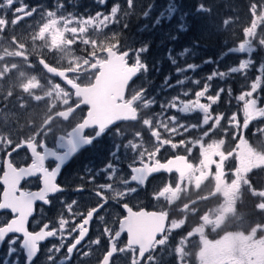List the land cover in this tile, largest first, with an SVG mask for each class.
I'll return each instance as SVG.
<instances>
[{"label":"snow or ice","instance_id":"6c2138e0","mask_svg":"<svg viewBox=\"0 0 264 264\" xmlns=\"http://www.w3.org/2000/svg\"><path fill=\"white\" fill-rule=\"evenodd\" d=\"M99 3L105 4L106 0H99ZM125 3L126 7H122L119 3L114 4L107 14L96 12L94 15L80 16L73 13L58 14L64 7L60 0H57L55 10H44L39 6L29 7L23 4L22 0H0V10L11 9L16 4L21 5L14 8V18L11 20L7 18L6 13L0 15V41L4 39L10 26L12 32H15L16 26L22 21L37 13L40 14L39 21L22 31L24 40L22 45L18 43L21 37H14L12 40L13 44L22 49L21 54L16 58L23 60L24 64L22 66L16 64L12 67L5 65V71L0 73V81H3L12 72H16L21 93L27 95L36 104L47 102L45 117L42 118L39 128H36L26 139L15 143L13 148L15 151L26 146L32 155L31 164L17 168L11 160H6L5 170L0 176V182L4 185L0 198V211L6 210L12 214L11 219L0 222V242H4L10 234H13L8 240V255L17 254L22 250L26 257L25 264H34L40 251V243L57 235L60 238V245H53L48 250L46 264H68L74 254L84 259L90 258L94 255L92 246H100L102 239L107 240V246L96 256V264H119L116 258L128 253H131L129 264H163L165 256L175 257L176 264H189L190 243L196 238L199 241L202 237H206L209 232L217 234L226 219V213H235V205L240 202L241 193L247 191L252 197L259 198V202L254 207L260 213H264V187L257 188L250 179V174L254 170H264V151L258 152L257 149H252L247 163L242 162L240 152L242 144L247 141L243 134L244 130L248 129L250 123L257 118H264V106H260L259 95L264 85V61L258 67L260 74L236 97L238 101L243 102L242 123L238 113L235 112L231 116H226L225 113L213 114V105L219 102L221 95L226 91L231 95L230 87L220 88L215 95L208 94L213 79H223L233 73L246 75L255 65L251 53L257 48L264 49V28H260L264 25V3L251 4L250 12L253 18L250 26L242 29L243 39L237 47L229 48L223 54L247 53L248 58L240 59L238 66L231 67L227 72L214 70L206 77L202 88L194 92V99H182L181 95H177L160 104V113L145 116L142 121L140 110L150 109L157 104L154 97H148L145 87L134 86V78L149 70L148 64L142 59V54L148 51L149 45L142 43L139 48L125 46L121 43L120 33L104 34V29L110 24L119 23L121 16L127 18L134 13L137 7L136 0H125ZM156 7L155 0H152L142 11L143 17L152 21L153 29L159 27L162 22L177 17L178 23L175 26L177 31L182 33L189 30L186 23L189 13L181 11V6L176 0H166L160 6L158 13L153 16ZM195 11L210 12V9L204 4H199ZM229 23L232 21H224L225 25ZM127 27L125 23L123 28ZM147 27L148 25H145V28ZM168 38L173 41L179 39L177 35L172 34H169ZM77 44L85 46L83 55L78 56L73 51V46ZM190 44L191 47H185L175 54L173 49H168V60L175 66V73L183 78L176 80L175 83H169L172 77L166 76V87L184 85L191 78L183 74L195 71L199 67L194 63H187L185 67L179 66L181 59L189 54L195 55L194 49L198 45L195 42ZM130 58L131 63H129ZM213 62L212 59L204 61V63ZM192 82L196 85L201 83L199 80ZM190 92L191 90L183 91L182 96L188 97ZM12 94L11 91L8 93L9 96ZM202 98L207 102H202ZM18 99L21 101V108L27 106L22 102L23 95ZM82 106L87 107V112L77 118ZM169 109L182 114L200 112L202 119L199 124L181 122L177 115H165ZM224 120H227V126L222 125ZM118 121L142 122L155 142L151 150L145 148L142 132L136 131L134 136L140 138L141 142L135 143L129 140L123 145L125 150L130 148L137 153L128 164L131 170L130 180L121 177L123 190L114 187L113 183L99 184L93 189L94 195L100 201L95 207H91L86 213H73L72 208L77 202L72 201L67 205L68 212L72 213V221L61 216L58 228H50L48 223H44L38 231H30L28 222L34 211V203L36 201L49 203L50 193L63 191L56 183L61 166L81 148L93 144L95 140L111 132L112 126ZM65 124L67 127L63 126ZM29 127L35 126L30 124ZM88 129H91L93 134H87ZM196 129H201L200 135L189 136ZM218 130H222L224 137L231 135L233 140H239L234 149L225 150L226 139L223 137L205 142ZM114 135L120 137L123 133L117 128ZM254 135L262 137L260 144L264 148V128H258ZM50 136H57L56 143L63 151L46 146L47 138ZM177 137L183 138L177 139ZM13 144L14 141L10 136L0 133V145ZM166 147L172 149L174 153L178 149H183L185 154H173L162 161L159 154ZM120 148V144H115V150L110 153L117 161L120 159L118 156ZM196 148H199V158L198 162H193L191 154ZM48 158L56 161L55 167L51 170L45 166ZM233 159L236 162L235 166L229 168L228 163ZM118 171V167L111 161L98 171L87 170L89 182L93 184L100 173H110L108 179L111 180ZM162 171L168 174L174 172L177 175L175 180L165 182L163 187L153 194L155 199L164 198L169 206H173L181 203L184 198L183 186L189 181L197 180L201 184L212 181L214 188L219 183V190L203 199L205 201L217 199L214 210L201 212V209L195 206L200 201L194 200L191 203H181L182 206L177 209L181 213L180 217L170 218L171 209L146 211L141 208L139 211H133L132 207L124 203L123 208L127 211V215L119 220V228L105 226L100 236L89 242V250L84 251L82 241L89 233L90 223L105 208L109 199L119 200L131 196L137 192V187H129L130 182L143 186L152 174ZM37 174L42 180L43 187L38 191L21 190L19 187L21 180ZM78 190H83V186ZM106 192H110L111 196ZM191 216H198L199 221L179 238L175 246H172L173 232L183 229L189 223ZM77 217L80 218L79 223H75ZM98 219L103 222L104 216H98ZM70 223L74 226L69 227ZM124 232L127 233V243L120 246L118 242ZM256 232H264V225L256 227ZM74 233L78 235L74 236L70 244L65 245L64 241L73 237ZM64 247H66V255L58 261L53 253H60ZM213 254L218 257L217 264H264V249L247 257L235 256L228 252L220 240L216 241L208 253V255ZM200 264H207V259L202 256Z\"/></svg>","mask_w":264,"mask_h":264},{"label":"flooded vegetation","instance_id":"af4514ba","mask_svg":"<svg viewBox=\"0 0 264 264\" xmlns=\"http://www.w3.org/2000/svg\"><path fill=\"white\" fill-rule=\"evenodd\" d=\"M47 2V7L50 8L57 5V0H43ZM78 0H69V2H66L65 0H60V2L65 6H70L75 4V2ZM122 0H106L105 4L107 6H113L114 4L121 3ZM139 0H136V3L138 5ZM22 3L25 5H28L29 7H35L40 5L39 0H22ZM21 6L20 4H16L13 6V8H4L3 10H0V15H3L6 13L7 18L9 20L13 19V11L15 7ZM138 7V6H137ZM136 7V8H137ZM40 15L36 14L35 16L28 18L24 21L27 22H35L39 21ZM22 21V22H24ZM260 28H264V25H261ZM258 28V31L259 29ZM25 30L23 26L18 27L15 29L16 33H22V31ZM12 31V29L8 30ZM135 48V47H134ZM0 73H3L5 71V65L11 67L10 64V57L12 52L5 51L4 48L0 47ZM21 54V53H20ZM19 54V55H20ZM247 53H238L237 57L240 59L248 58ZM251 57L255 60V65L247 72V74H241V73H233L230 74L231 81L229 82L230 88H231V95H230V101L243 104V102L238 101L236 97L241 94L242 91L246 90L248 88V85L251 83L252 80L255 79L257 75L260 73L258 72V67L262 61H264V49L257 48L253 53H251ZM132 62V59L130 58L129 63ZM234 66H238V62H236ZM22 66V64H21ZM212 66L215 68V70H219V63H213ZM39 69V68H38ZM26 70V69H25ZM13 73L6 77L3 81H0V106L2 105L3 109H9L12 108L10 104H13L17 101V95L13 94V97H4L5 96V89L7 85V81L11 79ZM141 73L138 74L136 78H134V86L139 87L140 84V77ZM232 76H234V80L232 81ZM229 77V76H228ZM235 77H238V86H236ZM203 82V81H201ZM185 85V84H184ZM201 87L196 88L193 90L197 91ZM216 88H214L215 91ZM209 94V93H208ZM15 95V96H14ZM126 95H129V93H126ZM255 95V94H254ZM259 95L261 97L260 100V106H264V85H262L261 90L259 91ZM182 99H185L181 95ZM27 106L25 108H29L28 100L25 99L22 101ZM21 101H19V107H20ZM33 103V101L30 102V104ZM43 102L40 104H36L34 102L31 109H18L16 112H28L30 113V117L37 118L36 120H40V118H44V109H43ZM15 109V107H13ZM217 106L213 105V114H218L216 112ZM172 110V109H171ZM87 112V107L82 106V111L80 113H77V118L81 116L82 114ZM152 113V112H148ZM171 115V114H169ZM186 115V114H184ZM21 117L20 115H18ZM140 116H141V110H140ZM199 119L202 118L201 114H197ZM42 120V119H41ZM256 120L263 121L264 118H257ZM254 120V122H257ZM187 122V118L185 119ZM42 123V122H41ZM40 123V125H41ZM35 127L30 128L27 126V121L24 124L22 128H17L13 131L9 129H5V132L9 134V136L13 139L14 144L11 146H4V150L0 153V176H2V173L4 171V160L6 157H8V160H11L17 168L19 167H25L32 162V155L30 150L25 146L16 149L13 151V148H15V143L20 142L23 139H26L28 136L32 135L33 131L36 130V128H39L38 122L33 124ZM263 126L261 128H264V125L260 123H253L252 127ZM64 127H67V124L63 125ZM119 128L121 132L123 133V136H115L116 129ZM141 130V122L140 121H118L114 126L111 128V132L106 133L102 137L98 138L93 142L91 145H86L83 148H81L77 153H75L64 165H62L60 172L58 173L56 177V183L59 184L63 191L57 192V193H50L48 196L49 203H44L42 201H36L34 203V211L33 215L29 219L28 222V228L30 231H38L40 227L43 226L44 223H48L50 228L59 227V219L61 216L68 219L69 221H72V213H69L67 210V205L71 204L72 201H76V205L73 206L72 212H81L86 213L87 210H89L91 207H95L100 201L99 198L94 195V187L99 184L104 183H113L114 187L119 189V185H121V177L124 179H129L131 176V170L128 167V164L132 162V158L137 154L134 153L130 148L125 150L123 145L127 144L129 140H132L135 143H140V138H136L134 136V133L136 131ZM87 134H93L91 129L86 130ZM193 137L199 136L200 132L198 129L192 131ZM247 131L244 130V136ZM59 134H57L58 136ZM143 135V134H142ZM57 136H50L47 138V144L46 146L48 148L55 149L57 151H63V149H60L56 143ZM246 138V137H245ZM144 139L147 142H154V140H150L147 136L144 137ZM142 139L143 141H145ZM207 143V140L205 141ZM239 143V140L237 143H229V145L225 146V150H231L236 147V145ZM115 144H120L121 148L118 152V156L120 157L119 161H117L115 158H113L110 153L115 150ZM256 148V147H254ZM40 151H43V149H38ZM244 152H241V151ZM261 148L259 151H262ZM241 156L242 159L245 158L246 150L245 145L242 144L241 149ZM9 153L11 155H9ZM125 153H127L125 155ZM177 154H185L184 150L178 152ZM172 155L167 154L166 152L159 155V158L164 161L166 158L171 157ZM199 158V148L194 149L193 153L191 154V160L193 162H198ZM113 162L119 169L117 174L110 180L108 179L110 173H100L99 176L95 178V184L89 182V174L87 172L88 169H93L98 171L101 168H104L109 162ZM210 162V161H209ZM56 161L53 158H48L45 161V166L48 167L50 170L51 168L55 167ZM235 160H230L228 163V167L232 168L235 166ZM206 171V169H205ZM176 173L171 174H157L153 175L152 177L148 178L145 185L139 186L137 184L130 183L129 187H137V192L133 193L131 196L124 197L119 200H111L109 199V202L105 206V208L98 214V216H104V221L100 222L98 219V216L93 218V221L90 223L89 226V233L84 241H82V247L84 251L89 250V242L92 240H95L94 232L98 228L99 230H102L104 226L118 229L119 227V220L122 219L124 216H126V210L123 208V204L127 203L129 207L133 208V211H139L141 208H143L146 211H159L162 208L164 209H171L170 211V218H179L181 213L177 210L179 207L182 206L183 203H191L194 200H199L200 203L195 205L196 207H199L201 209V212H204L208 210L210 206H212L214 203L217 204V201L215 198L204 200L203 197L209 196L212 192L215 191L216 186L214 188L213 182L208 181L206 183H202L197 180L189 181L187 184L183 186V193L184 198L182 199L181 203H177L176 205L169 206L167 204V201L164 198H160L159 200L155 199L153 194L157 192L161 187H163V184L169 180H175ZM257 175V173L250 174V179L252 180V176ZM162 183V186L159 187L158 184ZM219 185V183H217ZM80 186H83V190H78ZM21 190L25 191H38L41 187H43L42 180L40 179L39 174L33 177H27L21 180L20 186ZM220 187V186H219ZM219 187L217 190H219ZM197 188H199V191H197ZM4 190V186L0 183V198L1 194ZM120 190H122V186H120ZM152 190V192H151ZM141 193L140 197H137L136 194ZM107 195L111 196L110 192H106ZM3 217L2 221H6L8 219L12 218V214L9 211H2L0 212V217ZM198 216H191L190 218H196ZM110 220V221H108ZM199 220V219H198ZM108 221V222H107ZM80 218L77 217L75 220V223H79ZM74 226L73 224H69V227ZM98 230V231H99ZM12 235H9L4 242H2L0 246V264H13V261H15V264H25V254L21 250L17 254L8 255V240L12 238ZM75 235H78V233H74L73 237L68 238L64 241L65 245L70 244L72 242V239ZM127 235L124 233L119 240V245L123 246L127 243ZM20 239L22 240V236H20ZM92 239V240H90ZM59 246L60 245V238L59 235L57 237H50L47 238L45 241H42L40 243V251L38 253V256L34 260V264H46V257L49 254L48 250L53 246ZM17 248H19V244L16 245ZM107 246V240L102 239V243L100 246H92V251L94 253L93 257L84 259L80 255L74 254L71 258V260L68 262V264H90L92 262L93 264H96V256H98ZM57 257V260L63 259V257L66 255V247L61 249L60 253H53ZM235 255V253H233ZM17 256L19 257L17 259ZM118 261L123 262H129L131 259V253L121 255L116 258ZM91 263V264H92Z\"/></svg>","mask_w":264,"mask_h":264},{"label":"rangeland","instance_id":"374dc122","mask_svg":"<svg viewBox=\"0 0 264 264\" xmlns=\"http://www.w3.org/2000/svg\"><path fill=\"white\" fill-rule=\"evenodd\" d=\"M39 1H40L41 8L44 10H55L56 9V5L53 7L50 6V8H48L47 2H45L43 0H39ZM165 2H166V0H155V3H157L156 4L157 7H156V11L152 13L153 16H155L158 13L160 6H162ZM97 12H103V13L107 14L109 11H107L105 9H101V10H98ZM67 13L78 14L80 16L89 15L88 13L87 14H79L77 11V8L74 7V4L70 5L68 7L65 5L58 12V14H65V15ZM37 14L40 15L39 13H37ZM94 14H90V15H94ZM206 18L207 17H205V19ZM252 18L253 17L251 16V19ZM174 19H175V17H173V19L171 21H174ZM171 21L162 22V24L159 27L153 29L151 27L152 21L150 19H145L144 17H142L139 25L136 28L137 30H136L134 45H133V40L131 42L133 45L132 47H135V48H139L142 43H147L149 45L148 51L142 54V59L144 60V62H146L148 64L149 70L147 73H141V75L139 77V79H140L139 87L140 86L145 87L147 89L148 97H154L157 100V104L152 106L150 109H141V121L145 116L160 113V111H161L160 104L161 103H165L177 95H182L183 91L191 90L189 96L185 97V99H194V92L195 91L193 92V90L203 86V83L206 81V77L213 72V71L212 72L201 71L202 68L206 67V64H211V63H204L205 60L211 59L210 58L211 55L207 54V49L203 45V38H202L204 36V34L208 32V29L210 27H214L213 23L209 22L208 23V29L204 30V28L202 26H199L198 29H196L195 32L199 33V36L195 35L196 33H194V34L191 33V34H187L184 36V37H186L185 40L182 39L181 41H177V40L173 41V40L169 39L170 41L174 42L173 44H170V47H173L175 45L177 46L178 50L177 51L175 50L176 52L181 51L185 47H191L190 42H195L198 45L194 49L195 55H191V54L187 55L186 57L183 58V59H185V61L181 59V62H179V66L185 67L187 63H194V64L199 65V67L195 71H188L187 73L183 74V75H186V76L191 78L190 80H188L185 83V85L177 86L174 88L166 87V85H165V77L166 76L171 75V77H172V79H171V81H169V83H175L176 80L182 79L183 76L177 75L175 73V66H173L168 59L166 61L156 60V56H158V55L155 54L156 53L155 48H150L149 42L152 41V44L153 43L154 44H160L161 42L168 40L165 38L169 34H171V29H173L172 28L173 25L169 24ZM35 22H37V21H35ZM35 22L34 21L33 22L24 21V22H21L19 25H17L16 28L23 26L25 29H27L29 25H32ZM145 25H148V27L145 28ZM114 26H115V23L110 24L106 29H104V34L105 35H111L112 33H114L115 32ZM246 26H250V23ZM10 29H11V26L9 27V30ZM141 33H143L142 36H139ZM90 34H91V31H90ZM121 36H122V34H121ZM196 36L199 39H197ZM14 37H21V39H19V41H18V43L20 45H22L24 43V40L22 38V33H16V32H12V31H8V33L5 35L4 39L2 41H0V47L4 48L5 51L12 52V54H13L10 57L11 67L13 65H16V64H20V65L24 64L23 60L16 58L21 53L22 49L20 47H18L16 44H13L12 40ZM156 37H158V38L156 39ZM212 42H213V45L220 43L219 41H217V39H215ZM84 47L85 46L82 44L74 45L73 51L78 56L83 55L84 54V52H83ZM163 47H165V45H163ZM229 48H232V46L228 47L227 50ZM227 50H226V52H227ZM223 54L224 53L219 54L216 57V59L214 60V63H217V62L219 63L223 59H225L224 58L225 55H223ZM228 54H229V56H228L229 61H231V58H232L231 56L233 53H228ZM229 61L223 60L222 62H229ZM227 64L228 63H221L220 65L222 67H224ZM37 70L39 71V69H37ZM200 76H201V78H200ZM201 79H203V82H201L202 81ZM194 80H199L201 82L200 85L194 84L192 82ZM219 83L221 85H218L217 89H215V91H214L215 86L213 85V82H212L211 88L209 89V92H208L209 95H215L216 91H218L220 88L227 89L230 87V85H229V87H227L228 76L223 78V79L220 78ZM18 85H19V81L17 80V74L13 73L11 79H9L7 81L6 88H4L5 89V96L4 97H7V98L10 97L8 95V93L11 91L13 94L17 95V101L13 104H10L12 108H9V109L4 110L2 108L3 106L2 105L0 106V133L5 134V136H7V135L9 136V134L7 132H5V129H7V130L11 129L12 133H13V131L15 129L22 128L24 126V124L26 123V121H27L28 127L30 124H34V122L35 123L38 122L39 125L42 122V120H41L42 118H40V120H36L37 118L30 117V113H28V112H16V110H18L19 108L21 110L22 109H28L29 110V109H31V107L34 104V102L30 104V102L32 100L29 99V97L27 95H25L19 91ZM0 86H2V85L0 84ZM13 94L11 95L12 97H13ZM22 95L24 96V100L25 99L28 100L29 108L19 107V101L20 100L18 98ZM202 102H207V101H206V99L202 98ZM43 104H44L43 109H44V115H45V108H46L47 102H43ZM220 104H222V106L224 108L223 110H224L226 116H231L234 112L238 113L239 119L242 123V121H243V112H242L243 104L230 101V95L227 93V91L221 95V98L219 100V104L217 103L215 105L217 107H219ZM13 107H15V109ZM212 111H214L213 108H212ZM148 112H152V113L150 114ZM169 114L179 116L181 122H186L185 119L187 118L186 123H190V124H192V123L199 124L201 119H202V118L199 119V117L197 116V114H201L200 112H194V113L184 115V114L179 113L175 110L169 109L165 115H169ZM18 115H20L21 117H19ZM256 121H257V123L264 125L263 121H259V120H256ZM251 124L252 123H250L249 127L251 126ZM222 125L227 126V120L222 121ZM198 130H199V132H201V129H198ZM229 131H231V129ZM140 132H142V134H143L142 139H144V137L147 136L150 140H153V138L150 136V131L142 125V122H141ZM193 134L194 133L191 132L189 134V136L193 137ZM229 136L224 137L222 130H218L215 133V135L211 136L210 138H208L206 140H207V142H210L211 139H219V138L223 137L227 141ZM180 138H183V137H177V139H180ZM236 141H238V139ZM143 143H144L145 148H148L149 150H151L153 148L155 142H152V141L147 142L145 140V141H143ZM244 145H245V150L247 153L245 155V158L242 159V162L247 163L250 159L249 153H251L252 149H257L259 152V148H254L253 146H251V148H249L250 144H249L248 140L244 143ZM3 150H4V146L0 145V153ZM180 151H183V149H178L174 153L172 149L166 147V148L162 149V151L160 152L159 155L161 156L165 152L167 154L170 153V155H173V154H177ZM262 151H264V149ZM241 152H244V151L242 150ZM1 160H0V164H1ZM253 173L260 174V179H261L260 185H261V187H264V170H259V169L254 170ZM120 186H122V190H123L124 186H123L122 182H121V185H119V189H120ZM158 186L161 187L162 183H159ZM151 192H152V190H151ZM245 192H243V193H245ZM243 193H241L240 200L243 196ZM136 196L140 197L141 193H137ZM216 201H217V199H216ZM258 202H259V198H258ZM216 205L214 203L212 206H210L208 208V210H214V206H216ZM236 205H235V213H236ZM234 214L231 212L226 213V219L224 220V222L220 226L219 232L217 234L209 232L206 237H202L199 241H198V238L195 239V244H198V249H197L196 254H195L196 255L195 256L196 264H200V259L202 256L207 259V264H217L218 257H216L214 254L208 255V253L212 250L213 246L216 244L217 240L221 241V243L225 246V248L228 250V252L230 254L233 255V253H235L236 256L247 257L251 253H254L260 249H264V232H259V233L256 232V227L261 226V225H255L254 227L246 225V226H243V228H236L235 229L236 231L220 232V231L227 230V228H225V226H226L225 223L227 222V220L231 216L233 217ZM227 215L229 217H227ZM263 215H264V213H263ZM2 219H3V217L1 216L0 222L2 221ZM108 221H110V220H108ZM98 230H99L98 228L95 230L94 236L92 239H94V237L96 239L98 236H100L101 232L103 231V229L99 230V231ZM193 230L196 231L199 229H193ZM213 235H215V237H213ZM92 239H90V240H92ZM193 244H194V242L189 245V252L191 251ZM165 258H168V257L165 256ZM171 258H173L175 263L171 260H169V261L173 262V264H176L175 257H171ZM91 263L92 262H90V264ZM86 264H88V263H86ZM119 264H128V262L119 261Z\"/></svg>","mask_w":264,"mask_h":264},{"label":"trees","instance_id":"16d2710c","mask_svg":"<svg viewBox=\"0 0 264 264\" xmlns=\"http://www.w3.org/2000/svg\"><path fill=\"white\" fill-rule=\"evenodd\" d=\"M65 1L69 2V0H65ZM151 2L152 0H139L137 5L138 7L134 10L133 14L129 15L127 18H123L121 16L120 22L115 23L114 30L115 32L122 34L121 43L124 44L125 46L134 45V40L137 30L136 28L139 25L141 18L143 17L142 11L146 8V5ZM176 2L181 6V11L189 13L186 20V23L189 26V30L187 32H182V33L178 32L175 27L176 24L178 23V19L177 17H175L174 21H171L169 23L170 25H173L172 26L173 29H171V34L177 35L179 37L177 41H181L182 39L185 40L186 37L184 36L191 33L193 34L196 33L195 35L199 36V33L195 32L196 29H198L199 26H202L204 30L208 29V23L212 22L214 27H210L208 29V32L205 33L202 38H203V45L207 49V54L211 55L210 58L214 61L219 54L225 53L228 47L238 46V43L243 39V33H242L243 27L251 23V16H252L250 12L251 4L256 3L259 5L264 3V0H176ZM199 4H204L207 8L210 9V12L197 13L195 10ZM120 5L122 7H126L125 0H122ZM74 7L77 8L79 14H87V13L94 14L101 9H105L107 11L111 9V6H107V5L105 6L100 4L99 0H78L75 2ZM205 17L207 18L205 19ZM225 20H231L232 23L225 25L224 24ZM125 23L128 25L127 28H123V25ZM142 34L143 33H141L139 36H142ZM157 38L158 37H156V39ZM165 39L168 40L163 41L160 44H154V43L152 44V41L149 42L150 48H155L156 51L155 54L158 55L156 56V60L166 61L168 59L167 52L169 48L173 49L174 53L178 50L176 45L170 47V44H173L174 42L170 41L168 36ZM215 39H217V41H219L220 43L213 45L212 41H214ZM132 40H133V45L131 43ZM163 45H165V47H163ZM237 54L238 53L232 54L231 56L232 58L230 57L231 61H229L228 58L229 54L225 55L224 57L225 59L223 60H228L229 62H222L223 60L219 62V65L221 63H228L224 67L220 65L219 70L227 72L231 67L237 64L236 62H239V58L237 57ZM182 60L185 61V59ZM179 62H181V60ZM213 63L206 64V67L202 68L201 71L204 72L214 71L215 68L212 66ZM230 78L231 76L229 75L227 87H229V82L231 81ZM201 80L203 81V79ZM219 80L220 78L213 79L211 81V85L213 82L215 88L218 87V85H221L219 83ZM233 80H234V76H232V81ZM235 80H236L235 85L238 86L237 85L238 77H235ZM223 109L224 108L222 104H220L219 107H217L216 112L225 113ZM253 123H257V122H252V124ZM251 126L245 130L247 131L245 133V137L251 146L259 148L260 150L262 148L260 144V140L262 139V137L259 135H254V133H256V130L258 128H261L263 126L260 127L257 125V127H252V128ZM235 141L236 140H233L232 136L230 135L228 140L226 141V145H229V143H233ZM235 143H237V141ZM252 181L257 188H261L260 174L257 173V175H253ZM257 202H258V198L252 197L250 193H248L247 191L243 193L240 202L236 205V213L233 215V217L231 216L225 223L226 225L225 228H227V230L220 232L236 231L235 230L236 228H243V226L246 225H249L251 227H254L255 225H264L263 213H260L254 207ZM227 217L229 216L227 215ZM198 219L199 217L190 218L189 223L183 229L176 230L175 232H173L171 245L175 246L179 238L185 235V233L189 231L195 225V223H197ZM213 237H215V235H213ZM193 242L194 244L192 245L191 251L189 252L190 254L189 264H196L195 254L198 249V244H195V240ZM169 260L174 262L173 258L168 257V258H164L163 264H173V262Z\"/></svg>","mask_w":264,"mask_h":264},{"label":"water","instance_id":"95a60500","mask_svg":"<svg viewBox=\"0 0 264 264\" xmlns=\"http://www.w3.org/2000/svg\"><path fill=\"white\" fill-rule=\"evenodd\" d=\"M6 160H8V157H6L5 158V160H4V165H3V167H4V170H5V162H6ZM62 167V166H61ZM4 172V171H3ZM157 174H168V173H166V172H160V173H155V174H152L150 177H152L153 175H157ZM2 175H3V173H2ZM149 177V178H150ZM27 178V177H26ZM2 185H3V183L2 182H0ZM130 183H133V184H136V182H130ZM4 186V185H3ZM219 185L217 184L216 185V189H215V191L217 190V187H218ZM4 191V190H3ZM3 193V192H2ZM211 196V195H210ZM1 198H2V194H1ZM6 211V210H5ZM0 212H2V211H0ZM33 215V214H32ZM126 215H127V211H126ZM31 218V216L29 217V219ZM119 228V227H118ZM126 235H127V233L126 232H124ZM124 233H122V235L124 234ZM11 235V234H10ZM121 235V236H122ZM22 236V235H21ZM128 239V238H127ZM1 244H2V242H0V246H1Z\"/></svg>","mask_w":264,"mask_h":264}]
</instances>
